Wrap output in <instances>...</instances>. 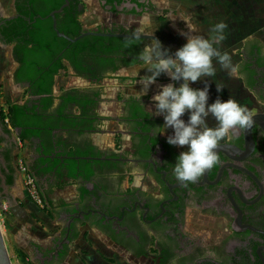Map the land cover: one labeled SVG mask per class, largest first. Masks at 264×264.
<instances>
[{
	"label": "flooded vegetation",
	"instance_id": "obj_1",
	"mask_svg": "<svg viewBox=\"0 0 264 264\" xmlns=\"http://www.w3.org/2000/svg\"><path fill=\"white\" fill-rule=\"evenodd\" d=\"M180 10L173 0H0V51L8 52L13 65L4 79L14 88L9 89L14 99L4 98L7 107L0 103V129L8 130L2 112L16 105L19 124L13 133L8 130L13 137L28 132L25 122L59 120L69 132V153L78 152L67 157L77 161L80 211L65 222L68 228L39 264H64L83 224L133 264H264L263 44L247 42L238 63L239 80L255 99L252 115L260 116L219 143V162L194 183L175 179L176 157L187 146L169 145L172 132L158 134L163 117L152 115L151 96L169 78L162 74L143 97L141 88H131L141 78L131 71L145 43L158 38L173 52L179 47V30L187 32ZM137 32L154 35L137 41L132 39ZM6 33L17 37L8 42ZM39 34L68 42L46 55L28 42ZM70 74L75 81L59 82L55 91L57 79ZM103 135L108 142L100 140ZM6 148L0 154L8 171L4 182L17 177L23 186L15 137ZM69 169L64 162L58 173L70 177ZM1 174L0 168V188Z\"/></svg>",
	"mask_w": 264,
	"mask_h": 264
},
{
	"label": "crops",
	"instance_id": "obj_2",
	"mask_svg": "<svg viewBox=\"0 0 264 264\" xmlns=\"http://www.w3.org/2000/svg\"><path fill=\"white\" fill-rule=\"evenodd\" d=\"M173 1L181 9L178 20L187 29L188 34H191V25L198 29L196 34L206 36L214 23L218 21L227 23L226 39L220 47L222 52L227 51L231 55L236 65L240 62L241 51L247 42L255 40L264 46V0ZM179 38V47H181L186 43V38L180 34ZM216 68L217 75L214 77L216 82L229 83L224 89L234 88L231 84L237 85V82H240L239 77L230 78L219 65H216ZM203 79L214 84L212 90L216 89L215 81L211 77ZM56 87L54 86L55 91ZM61 123L59 120L48 123L41 119L25 122L23 127H26L28 132L19 134L23 140L20 139V145L17 140L19 135L14 136L21 158L37 178L45 201L44 209L25 199L19 178L12 177L15 180L11 181V185L4 182L3 178L8 175V171L4 158L0 157L2 164L0 168L3 173L0 199L2 204L6 203L10 208L8 214L1 212L2 233L12 239L13 249L21 251L29 264H39L46 250H53L64 232L65 222L73 219L81 207L74 177H66V174L58 173L72 149L67 144L69 132L63 130ZM14 137L7 129L5 131L0 129V154L7 149L6 146L14 140ZM59 178L62 180L60 181ZM84 225L80 227L79 237L70 241L64 264H133L126 257H117L104 246L103 242L90 234V229ZM17 264H23V261L19 260Z\"/></svg>",
	"mask_w": 264,
	"mask_h": 264
},
{
	"label": "clouds",
	"instance_id": "obj_3",
	"mask_svg": "<svg viewBox=\"0 0 264 264\" xmlns=\"http://www.w3.org/2000/svg\"><path fill=\"white\" fill-rule=\"evenodd\" d=\"M175 19L172 18L173 21ZM227 28L226 22L218 21L211 25L205 36L196 34L198 29L191 25V34L184 29L179 30V34L186 38V43L174 52L158 38H153L150 43L144 44L138 54L140 63L136 65L137 70L144 69L147 73L139 80L142 87L138 95H147L150 86L162 74L170 80L167 84H160L159 90L151 96V110L152 115L163 117L164 124L158 126V134H164L165 129L171 128L173 131L167 135V143L178 147L187 146V150L181 151L176 157L172 170L175 179L181 183H194L213 168L219 162L216 153L219 143L233 129L247 130L253 122L249 109L234 98L222 100L218 96L209 103L210 85L207 81H204L202 88L191 86L202 77H211L217 92H222L224 85L214 79L217 75L216 65L230 78L239 76V66L233 63L227 51H221ZM144 35L154 33L137 32L132 39L139 41ZM186 113L187 120L182 118ZM209 117L214 119L215 126L208 125Z\"/></svg>",
	"mask_w": 264,
	"mask_h": 264
},
{
	"label": "rangeland",
	"instance_id": "obj_4",
	"mask_svg": "<svg viewBox=\"0 0 264 264\" xmlns=\"http://www.w3.org/2000/svg\"><path fill=\"white\" fill-rule=\"evenodd\" d=\"M5 3H7V2H5ZM92 24H94V23H90V25H92ZM8 56L9 55H8V52L6 50L0 51V83L3 84V89H0V91L4 92V94H5V95H3V94L0 95L1 96L0 103L4 104V107H7V104H5L6 100L4 98L7 97L9 101H12L14 99V97L11 96V93L9 92L10 88H11V90H13L14 88L8 87V84H7L8 82L7 81L5 82V79H4L7 72H9L11 70V68H13V65L9 64V62H8V60H10ZM137 68L138 67L133 68L134 71H131L132 74H136V76H142L143 74L146 73V70H144V69L143 70L139 69V72H138ZM71 77H72V75L70 74V78H63V77L58 78L56 81L55 87L58 85L59 82H63V84L66 85L69 82L75 81L76 78H74V77L71 78ZM227 77L228 76H225V78H227ZM203 78L204 77H202L201 80H198L197 82H195L193 84V86H196L198 88H202L204 86V81H205ZM71 79H72V81H70ZM208 83H209V85L214 86V84H212L210 82H208ZM221 84H223L224 86L229 85V83H227V82H224ZM197 85H199V86H197ZM231 86H234V88H231L232 90L231 89H229V90L223 89V91L219 92V93L217 92L216 89H214V93L209 89V103L214 102L218 96L222 100H227L229 97H231V98L236 99L240 104L246 106L249 109V111L251 113H253L257 109L253 95L247 89H245L243 87L241 82H237V85L231 84ZM141 87L142 86L140 85L139 80H136L135 84L131 88H135L136 90H139ZM131 88H128L126 90H130ZM182 118L187 120V113ZM215 124H216V122L214 121V119L212 117H209L208 118V125L209 126H215ZM166 130L169 133L173 131L171 128H167ZM100 140H102L104 142H106V141L108 142L107 136H104V135L102 137H100ZM181 148H184V150H185L186 146H183ZM0 228H1V224H0ZM1 232H2V228H1ZM2 235H3V239L5 242L10 260H11V264H17V262L19 260H22L23 264H29V262L27 260H25V255L21 251L19 252L18 250L13 249V245L11 244L12 239L3 233H2ZM15 254H17V255L15 256ZM113 260L114 259H112V261Z\"/></svg>",
	"mask_w": 264,
	"mask_h": 264
},
{
	"label": "trees",
	"instance_id": "obj_5",
	"mask_svg": "<svg viewBox=\"0 0 264 264\" xmlns=\"http://www.w3.org/2000/svg\"><path fill=\"white\" fill-rule=\"evenodd\" d=\"M19 21H21V20H19ZM76 24H77V28L79 29L80 28V23L77 22ZM20 26H22V25H20ZM15 32L17 34H20L21 35L20 37L25 39L26 35L22 33L23 31L19 32V30H16ZM78 32L79 31L73 32L72 34H70L67 31L65 34L70 35V36H74V35L78 34ZM5 35H6V40L8 42H12L14 37H17V35H13L11 33H6ZM49 36H51V35H48V34L33 35V36H31V39L28 42L33 43L37 50H39L40 52H42L43 54H46V55H49V54L52 55L53 47L55 45L57 46L58 43H61L62 41L64 43L68 42V41H65L63 39L62 40H58V38L55 35H52V38H51L52 40H49ZM80 41L81 40H79L78 42H80ZM41 91H44V90L40 89V90L37 91V93H40ZM49 92L50 91H48V93ZM45 93H47V91ZM18 108L19 107L16 106V105H8V108L5 111L2 112V116H1L2 119L4 120L5 118H7L9 124L13 128L16 127L19 124L18 123L19 121H18V119L16 117V113L18 112ZM77 153H78L77 151L76 152L74 151L72 153H69V155L73 156V155H75ZM65 162H67V167L70 168L69 169V176L75 177L74 176L75 175V170H76L75 166H76V162L77 161L76 160H72V159H67ZM11 181H12L11 180V176H9L8 179H7V183L10 184Z\"/></svg>",
	"mask_w": 264,
	"mask_h": 264
},
{
	"label": "built area",
	"instance_id": "obj_6",
	"mask_svg": "<svg viewBox=\"0 0 264 264\" xmlns=\"http://www.w3.org/2000/svg\"><path fill=\"white\" fill-rule=\"evenodd\" d=\"M5 124L7 125V128L10 132L14 131V128L9 124L8 119L5 118ZM18 145H20L21 140L20 138H17ZM17 164L19 171L21 173L22 177V183H23V189L26 194V196L40 209H43L45 207V203L42 199V196L40 194V190L37 184V181L34 177V175L30 172L28 169L26 163L24 162L23 158L20 156L17 157ZM8 209V205L6 203H3L0 208V216L1 212H6ZM1 224V221H0Z\"/></svg>",
	"mask_w": 264,
	"mask_h": 264
},
{
	"label": "water",
	"instance_id": "obj_7",
	"mask_svg": "<svg viewBox=\"0 0 264 264\" xmlns=\"http://www.w3.org/2000/svg\"><path fill=\"white\" fill-rule=\"evenodd\" d=\"M67 39H69V38H67ZM77 39H78V37L74 38V39H69V40L75 41ZM259 116L260 115H258V114L253 115V121H257ZM1 206H2V200L0 199V208H1ZM0 264H11V260H10V257H9L4 239H3L1 228H0Z\"/></svg>",
	"mask_w": 264,
	"mask_h": 264
}]
</instances>
